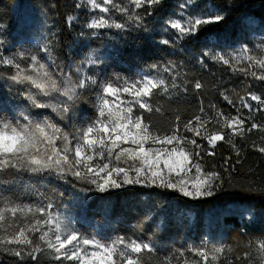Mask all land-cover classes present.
Returning <instances> with one entry per match:
<instances>
[{
	"label": "snow or ice",
	"instance_id": "obj_1",
	"mask_svg": "<svg viewBox=\"0 0 264 264\" xmlns=\"http://www.w3.org/2000/svg\"><path fill=\"white\" fill-rule=\"evenodd\" d=\"M163 0H80L77 8H86L91 18L83 25L89 32L81 36L98 35L100 30H127L135 26L138 30L147 26L144 21L153 15ZM194 0L181 4L179 19L164 21V33L174 32L175 40L162 38L159 43L170 46L177 41L196 38L211 31L225 17L215 9L198 14L185 15ZM138 10H144L141 15ZM120 13L123 22L113 17ZM71 23L75 16L66 18ZM0 40V46L3 45ZM48 62H41L37 55L27 56L24 52L6 56L0 52V88L22 97L26 106L14 112L9 119L0 114V175L19 177L23 173L47 174L66 183L79 184L80 191L106 193L126 185L156 187L179 193L182 197L199 200L213 197L223 184L221 172L207 171L198 162L206 142V155L215 156L218 143L229 144L237 157L240 149L236 138L246 139L254 131L264 132V127L254 122L252 112L264 111V99L249 92L247 98L261 105L256 109L248 99L240 97L237 108L229 96H221L235 111L225 115L215 105L214 115L208 116L201 106L199 113L187 122L179 115L169 131L157 128L152 122L153 112L160 113L161 107L153 105L157 95L168 94L179 88V72L173 73L174 65H150L147 70L137 73L136 78L115 76L106 80L98 79L93 68L103 63L96 53L87 54L84 59L64 72L45 47ZM252 49L241 46L232 56L205 52L203 55L213 61L244 72L264 81V74H257L254 68L264 69V55H252ZM247 62V68L237 65ZM58 69V71L53 70ZM92 72V74H89ZM185 83H187L185 81ZM204 85L196 80L192 87L200 90ZM95 93L94 117L86 126H61L51 116L37 119L32 110H51L60 121H70L74 103L83 92ZM248 109L249 115H243ZM5 109L0 106V113ZM39 115V113H37ZM207 116V119L204 117ZM187 134H191L190 136ZM264 140V136L261 137ZM252 148L264 154V146L252 143ZM240 161L237 160L238 164ZM225 171L234 167L230 157L222 165ZM69 177L72 180H69ZM10 185H0V251L16 258L18 264H41V257H47L50 264H147L145 253L158 250L148 241L118 237L114 240L98 238L96 234L86 235L56 209L54 201L46 197L34 185L27 190L34 193L38 203H23L4 195ZM47 201V202H45ZM264 258V240L256 245ZM181 258L185 253L177 250ZM200 261L176 259L175 264H209L217 262L224 249L215 247L191 248ZM211 253V255H210ZM247 255V254H245ZM174 257L165 256L157 264H173Z\"/></svg>",
	"mask_w": 264,
	"mask_h": 264
},
{
	"label": "trees",
	"instance_id": "obj_2",
	"mask_svg": "<svg viewBox=\"0 0 264 264\" xmlns=\"http://www.w3.org/2000/svg\"><path fill=\"white\" fill-rule=\"evenodd\" d=\"M77 3L78 0H0V40L4 42L0 52L7 56L24 52L27 56L37 55L41 62H48V54L42 51L47 47L55 64L64 72L70 67L74 69L86 54L96 53L103 63L92 71L101 80L115 76L136 78L137 73L147 70L150 65L167 66L171 62L174 71L164 73V76L170 83V76L179 72V88L154 97L153 105L160 106L161 112H153L151 116L155 126L165 132L175 123L177 115L187 122L199 113L201 106L208 116L214 115L212 105L225 115H235V109L223 99L222 92L237 108L240 107V97L248 99L249 92L264 99V81L203 55L208 52L231 56L236 47L249 46L257 36L262 38L264 0H194L185 15L215 9L225 19L211 26V31L206 34L170 46L159 43L162 38L175 40L174 32L164 33V21L180 17L179 6L185 0H163L155 7L153 15L145 18L147 31L144 27L137 30L131 26L125 31L100 30L96 36L88 34L83 37L79 18L71 23L66 19L83 15L76 7ZM138 11L144 15V10ZM113 17L123 22L120 13L113 12ZM38 36L42 37L41 45L29 38ZM240 67L247 68V62L237 65V69ZM252 70L258 75L264 74V69ZM196 80L204 85L200 90L192 87ZM94 97L92 91L83 92L74 103L70 121H60L50 109H33L32 113L37 119L51 116L61 126H86L94 117ZM248 103L254 101L248 99ZM0 106L5 109L0 114L11 119L14 112L26 106V101L0 88ZM242 112L249 115L248 109H242ZM252 118L264 127L263 111L252 112ZM262 136L264 132L254 131L246 139L236 138L239 157L229 144L223 142L214 149L215 156L206 155L208 146L199 138L197 143L203 145L202 150L189 145L190 150L201 151L198 162L205 170L219 171L223 177L220 190L205 199L191 200L170 190L135 184L106 193H85L80 191L79 184L73 186L75 182L49 178L46 173L42 176L23 173L19 177L0 175V185H10L5 196L23 203H38L39 198L27 190L28 185H34L86 235L96 234L106 240L123 237L150 241L158 251L144 254L147 264H157V260L165 256L174 257L173 264L176 259L200 261L191 248L210 250L215 247H222L224 251L217 262L210 261L209 264H264V258L256 248L257 243L264 240V154L251 146L253 142L264 146ZM225 157H230L234 165L229 171L222 167ZM237 160L240 161L238 164ZM246 210L252 214L251 219L242 216V211ZM177 250L184 251L183 258ZM0 264H18V261L0 251ZM41 264L50 262L42 256Z\"/></svg>",
	"mask_w": 264,
	"mask_h": 264
},
{
	"label": "rangeland",
	"instance_id": "obj_3",
	"mask_svg": "<svg viewBox=\"0 0 264 264\" xmlns=\"http://www.w3.org/2000/svg\"><path fill=\"white\" fill-rule=\"evenodd\" d=\"M80 2V0H78V3ZM80 11H82L83 15H80L79 17V22L82 24V28H83V25L85 23H87V21L91 18V16L89 15L88 11L86 8H78ZM180 17H173L172 19H179ZM84 32H89L90 30H86L84 29ZM252 34V33H251ZM260 36H257L253 41L252 43L248 46L250 49H252V55H256L258 57H260L261 55H264V36H262V38H259ZM30 39L32 40H35V42H37L38 44L41 45L40 41L42 39V37L38 36V37H29ZM36 38V39H35ZM241 48L240 47H236L234 50H232V55H235L238 53L239 49ZM89 54V53H88ZM5 55V54H4ZM87 55V54H86ZM85 55V56H86ZM231 55V56H232ZM7 56V55H6ZM84 59V58H83ZM89 74H92L91 72ZM95 97H94V103H95ZM252 105V108L253 109H256L258 107H261V105H259L258 102L254 101ZM264 112V111H263ZM242 216H245L247 217L248 219H251L252 218V214L246 210V211H242Z\"/></svg>",
	"mask_w": 264,
	"mask_h": 264
}]
</instances>
